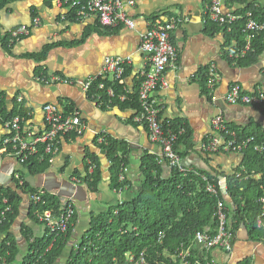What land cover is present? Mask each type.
<instances>
[{
  "label": "crops",
  "instance_id": "obj_1",
  "mask_svg": "<svg viewBox=\"0 0 264 264\" xmlns=\"http://www.w3.org/2000/svg\"><path fill=\"white\" fill-rule=\"evenodd\" d=\"M121 1L122 12L134 22L131 29L125 26L103 29L95 17L78 20L73 18L75 11L59 6L58 0H13L0 9L1 36H9L10 30L20 26L28 29L27 36L17 43L10 44L9 38L6 43L0 40L1 104L7 112L23 108L29 113L24 129L33 134L43 130V107L46 105L56 107L62 114H67L68 108L77 110L83 127L80 136L69 134L60 139L59 151L53 157H45L47 155L44 154L46 159L41 158L40 161L46 162L48 169L42 174L32 176L24 165L3 157L0 160V189L15 192L19 181H22L21 188L25 182L33 192L42 191L62 198V206L73 205L77 220L69 238L72 246L89 231L92 216L105 212L120 201L129 200L139 190L143 181L140 169L142 158L159 159L160 148L149 141L144 125L135 122L136 112L118 107L101 110L83 90V83L98 76L107 59L129 58L128 74L122 77L121 84L123 93L131 94L138 75L146 66L139 51V40L151 18L175 25L169 37L176 49L177 61L165 71L163 85L152 98L160 108L162 122H169L172 126L180 123L189 132V142L185 146L181 144L177 150L184 166L194 172L214 174L217 179L233 174L237 178L236 174H241L242 152L245 150L216 154L201 151L203 143L214 136L211 123L217 117L229 129L250 127L264 132V107L230 105L225 101L233 85L243 95L264 96V50L252 61L245 57L236 64L230 62L224 55L227 33L206 18L209 0ZM129 1H133L132 6ZM252 2L254 6L264 7V0ZM221 8L224 14L238 11L241 15L245 14L243 9L237 10L229 2ZM35 19L37 24L33 22ZM212 25L218 26L221 31L216 28L217 32H214L206 27ZM44 52L46 55L42 61L33 58ZM211 67L215 68L220 81L210 93L205 73ZM52 77L63 81L52 83ZM103 81L115 82L110 77ZM18 97L22 99L21 105L16 102ZM103 134L104 144L99 141V136ZM7 135L4 123L0 122V140ZM108 138L116 142L121 151L108 156L102 147L107 144ZM113 158L125 161V165L119 164L117 178L120 183L129 182V188L126 186L119 191L112 188ZM92 161L100 172L97 194L92 193L84 182L93 171ZM237 179H242L241 175ZM44 187L51 192L45 191ZM29 193H18L21 198L19 217L8 232L19 249L16 260H23L27 254L24 235L30 241L44 238L46 234L42 224L28 219ZM4 201L9 204L3 198V206ZM225 204L226 208H233L228 200ZM232 222L228 219L229 225ZM258 230L264 229L261 226ZM0 239H5V236ZM192 245L194 256L204 253L200 243ZM230 245L229 252L212 249L207 258L214 264H264V239L258 238L243 223L235 228ZM68 254L69 247L54 264H66Z\"/></svg>",
  "mask_w": 264,
  "mask_h": 264
},
{
  "label": "trees",
  "instance_id": "obj_2",
  "mask_svg": "<svg viewBox=\"0 0 264 264\" xmlns=\"http://www.w3.org/2000/svg\"><path fill=\"white\" fill-rule=\"evenodd\" d=\"M12 1L0 0V9ZM237 5H247V0L237 2ZM246 8L244 12L251 11L254 21L264 23V7H255L252 2ZM74 17L75 15H73ZM206 27H210L214 32H217L216 28L221 31L215 25ZM244 37L245 34L240 30H234L230 36H226V46L233 41L238 48H242ZM8 38V35H0V40L4 43L8 41ZM252 48L255 53L248 54L246 60L252 61L263 52L264 32L252 39ZM45 55L46 52L33 58L42 61ZM127 74L128 70L125 69L124 76H127ZM99 83H102L105 88H111L113 91L111 99L107 98L104 91L98 94L101 101L99 107L101 110L118 107L120 110L130 108L131 111L138 113L137 82L134 83V89L130 95L123 93L121 81L110 84L106 81L97 80L93 84V88ZM93 88L91 94H93ZM121 95L125 97L123 103L118 99ZM71 110L72 108H68V113ZM16 116L25 117L26 111L23 108L19 111L14 108L13 111L7 112L3 104L0 103L1 123L8 122ZM177 126L182 127L184 133L174 147L176 153H178L177 150L181 144L187 145L190 138L185 125L173 124V127ZM229 130L234 131L238 141L252 137L258 144L264 145L263 131L250 127L241 128V130L232 127ZM106 143L102 147L108 156L121 151L119 145L112 142L110 138L107 139ZM40 153H38L40 155L37 154L29 158L24 164V167L32 176L42 174L48 169L47 163L40 161L41 158L45 160V157L48 156H45L42 151ZM242 155L244 156L242 171L239 172L242 179H237L234 174L230 177H224L226 179L228 201L233 205L232 209L226 208V215L230 221H233L229 225L232 232L235 231L239 223H243L250 231L257 234L258 238L264 239V230H258L256 222L261 210L257 199L264 190V180L262 177L260 179L243 180L251 174L255 176L262 174L261 156L254 153L250 148L242 152ZM178 156L180 155L178 154ZM112 160L114 161L112 188L115 191L122 190L126 186L129 188V182L123 181L120 183L117 178L119 164L120 166L125 165V161L115 158ZM158 161L159 159L153 157L144 156L142 158L140 169L143 174V181L139 185V190L129 200L120 201L105 212L92 216L89 231L73 245L74 247L69 239L73 225L77 220V212L73 205H71L73 216L64 235L50 237L46 229L45 237L41 239H31L29 241V237L24 235L27 239V254L21 264H30L31 262L54 264L67 247H69V258L66 264H127L128 256L137 257L141 251H145L144 256L148 264H164L166 263V252L171 254L180 246L184 248L193 246L195 234L205 233L213 236L217 227V222L213 216L216 202L222 201L225 203L226 200L219 190L217 176L194 171L188 174H181L177 171L168 172L165 165L159 164ZM91 168L93 171L86 176L84 182L88 184L87 186L92 193L97 194L100 172L94 161H92ZM202 175L207 179V183L214 185L215 197L205 191L206 184L200 178ZM18 188L15 192L9 189H0V237L5 236V239H0V260L3 259L8 264L15 263L19 251L15 241L8 235L9 228L19 217L21 198L18 193L34 191L29 189L25 182L22 188ZM3 198L8 201L11 210L2 218L1 212L4 210V206L1 204V199ZM62 205L56 196L45 193L42 197V204L38 206L30 205L28 219L38 223L34 216L35 210H50L52 213L57 214L62 210ZM261 226L264 229V217L261 219ZM161 233L163 239L159 242L158 236ZM52 238H55L53 243Z\"/></svg>",
  "mask_w": 264,
  "mask_h": 264
},
{
  "label": "built area",
  "instance_id": "obj_3",
  "mask_svg": "<svg viewBox=\"0 0 264 264\" xmlns=\"http://www.w3.org/2000/svg\"><path fill=\"white\" fill-rule=\"evenodd\" d=\"M242 0H209L206 10V18L209 22L218 25L220 28L231 35L234 30H240L245 34L242 48L231 41L230 45L225 46L224 55L227 59L236 64L239 60L247 57L248 54H253L252 39L260 33L264 32V23L254 21V16L251 11L244 12V15L236 12L223 13L222 6L226 2L235 5L237 10L243 9L245 11L248 4L252 0H247V5L239 6L237 2ZM59 6L64 5L75 11V17L79 20L88 17H95L99 26L103 29H113L120 26L133 28L134 22L129 19L122 12L121 0H58ZM130 6L133 1H129ZM256 7V6H255ZM37 24V20H33ZM175 25L172 22H162L158 18H153L149 21L148 27L145 32L140 36L139 51L144 56L146 61L145 68L138 75L137 87V104L138 113L135 114V122L144 127L148 131V139L160 148L159 164H164L168 172L177 171L181 174H188L191 170L184 166L178 153L174 151V147L182 136L183 129L180 126L173 127L169 122H162L160 117V108L153 100L152 96L159 86L163 85V75L165 71L174 65L177 61V52L175 47L170 42L169 33ZM10 44L17 43L23 37L27 36L28 29L25 26L12 29L9 32ZM130 65L129 58H114L107 59L98 76L88 79L83 83L84 92L89 95L96 106H101V101L98 94L104 91L108 99L113 97V91L110 88H105L102 83L97 84L93 88V84L97 80H104L110 77L115 82L121 81L124 76L125 69ZM215 68L211 67L206 71L207 89L210 93L214 85L220 81L216 75ZM52 83L63 81L61 78L52 77ZM93 88V94H91ZM119 101H125L124 96L118 97ZM225 101L230 105H249L255 108L264 107V96L259 95H243L239 88L235 85L231 86L225 96ZM18 105H21L22 99L16 98ZM1 103V99H0ZM29 113L25 117L16 116L8 122L4 123V128L8 131V135L0 140V160L3 157L13 159L19 164L24 165L29 158L42 151L45 155L53 157L59 151V141L69 134L80 136L83 127L80 120V114L77 110L73 109L67 114H62L56 107L46 105L43 107V130L41 133L33 134L31 131L24 129V124L29 118ZM214 136L209 137L202 145V153L216 154V153H240L246 148L250 147L252 151L261 156L262 160V174L247 176L264 180V145L258 144L254 138L250 137L238 141L235 133L227 129L220 117L215 118L211 123ZM100 143H105L104 134L99 136ZM51 163V159L49 160ZM239 178V174H236ZM203 183L206 184L205 191L216 196V190L213 184L207 183V179L202 175L200 176ZM221 181H219V190L221 189ZM19 187L23 185L22 181L18 183ZM42 191L29 193L28 199L30 205L38 206L42 204ZM260 206V215L257 219V227H261V219L264 217V190L261 196L257 199ZM4 210L1 212L2 218L9 213L11 207L4 201ZM34 216L39 224L48 231L51 236L64 235L70 226L73 216V209L70 204H65L60 212L57 214L52 213L50 210L41 211L39 209L34 211ZM213 216L217 222V227L213 236L205 233L195 234L193 241L202 245L204 253L201 256H194L192 254V247L184 248L180 246L173 253H165L166 263L164 264H214L212 260L207 258V253L212 249H221L229 252L231 249L230 242L233 238V232L228 224L226 215V206L222 201H217ZM163 239L162 233L158 236V241ZM55 238H52L54 241ZM145 251H141L137 257L128 256L127 264H148L146 262ZM21 259H17L14 264H21ZM0 264H8L5 260L1 259ZM30 264H36L31 262ZM157 264V263H155Z\"/></svg>",
  "mask_w": 264,
  "mask_h": 264
},
{
  "label": "water",
  "instance_id": "obj_4",
  "mask_svg": "<svg viewBox=\"0 0 264 264\" xmlns=\"http://www.w3.org/2000/svg\"><path fill=\"white\" fill-rule=\"evenodd\" d=\"M30 179H32V177H31ZM40 179H41V177H40ZM39 181H40V180H39ZM70 189H73V187L70 186ZM44 190L47 191V192L50 191V190H49L48 188H46V187H44ZM220 191H221L222 196H223L226 200H228L227 192H226V189H225V180H224V179L222 180ZM50 192H51V191H50ZM59 200L61 201L62 198H60ZM63 202H64V201H63ZM71 243H72V241H71Z\"/></svg>",
  "mask_w": 264,
  "mask_h": 264
},
{
  "label": "clouds",
  "instance_id": "obj_5",
  "mask_svg": "<svg viewBox=\"0 0 264 264\" xmlns=\"http://www.w3.org/2000/svg\"><path fill=\"white\" fill-rule=\"evenodd\" d=\"M250 147H248V148H246L245 150H247V149H249ZM251 149V148H250ZM252 150V149H251ZM224 180H225V189H226V179L225 178H223ZM222 178H220L219 179V181H221L222 182V180H223ZM226 192H227V190H226Z\"/></svg>",
  "mask_w": 264,
  "mask_h": 264
}]
</instances>
